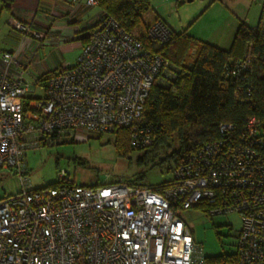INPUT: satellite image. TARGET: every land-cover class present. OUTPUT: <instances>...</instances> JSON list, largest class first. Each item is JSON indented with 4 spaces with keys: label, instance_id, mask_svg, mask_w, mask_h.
<instances>
[{
    "label": "built area",
    "instance_id": "1",
    "mask_svg": "<svg viewBox=\"0 0 264 264\" xmlns=\"http://www.w3.org/2000/svg\"><path fill=\"white\" fill-rule=\"evenodd\" d=\"M13 26L42 46L47 42V34L29 24ZM147 34L166 42L172 29L155 19ZM3 57L9 65L0 73V170L13 168L20 190L0 198V264H204L181 215L193 206L210 215L240 213L237 264H264L261 117L248 115L241 127L221 122L220 137L197 147L163 186L128 180L78 184L61 169L57 185L35 188L25 157L30 147L124 126L133 127L136 147L151 144V128L139 126L145 104L153 85L168 84L177 71L105 10L76 61L63 63L45 81L20 52L8 50ZM250 60L248 54L233 73L246 78ZM36 85L43 95H34Z\"/></svg>",
    "mask_w": 264,
    "mask_h": 264
},
{
    "label": "trees",
    "instance_id": "2",
    "mask_svg": "<svg viewBox=\"0 0 264 264\" xmlns=\"http://www.w3.org/2000/svg\"><path fill=\"white\" fill-rule=\"evenodd\" d=\"M151 1L98 0L101 9L113 14L127 30L134 32L139 26L142 32L135 34L143 44L164 54L177 71L168 84L159 81L153 85L145 104L139 126L151 128V144L136 147L132 143L133 127L124 126L114 131L121 155L128 156L134 148L142 150L137 163L143 168L128 180L134 183H143L149 168L167 165L174 170L197 147L220 137L219 127L223 121H232L241 127L245 118L253 114L264 121V24L260 21L250 26L242 21L234 42L236 49L231 51L197 40L185 32L177 33L172 27L171 37L163 42L147 34L152 22L144 19V13L150 9ZM248 54L251 60L243 78V74L233 73V67ZM50 73H42L41 80H47ZM247 87L252 88L251 95H247ZM58 183L59 180L50 186ZM238 260L237 251L216 256L214 260L205 256L204 264H237Z\"/></svg>",
    "mask_w": 264,
    "mask_h": 264
},
{
    "label": "rangeland",
    "instance_id": "3",
    "mask_svg": "<svg viewBox=\"0 0 264 264\" xmlns=\"http://www.w3.org/2000/svg\"><path fill=\"white\" fill-rule=\"evenodd\" d=\"M156 18L177 33L185 32L197 40L231 51L234 47L236 49L234 42L242 21L250 26L260 21L264 24V0H152L144 19L150 21ZM133 31L137 35L142 32L139 26ZM79 53L77 48L72 47L55 52L45 63L46 71L43 73L52 72L66 62L74 63ZM192 55H196L195 52ZM33 93L43 95L44 89L36 85ZM116 141L115 132H104L28 148L25 157L32 186L42 188L53 185L59 180L61 169H65L76 183L85 185L134 178L143 168L137 163L142 150L134 148L128 156L121 155ZM173 178V169L166 165L149 168L142 182L158 186ZM19 190V175L13 168H2L0 198ZM181 215L210 260L237 252L242 227L240 213L210 215L203 208L193 206L183 209Z\"/></svg>",
    "mask_w": 264,
    "mask_h": 264
},
{
    "label": "crops",
    "instance_id": "4",
    "mask_svg": "<svg viewBox=\"0 0 264 264\" xmlns=\"http://www.w3.org/2000/svg\"><path fill=\"white\" fill-rule=\"evenodd\" d=\"M88 0H0V73L8 69L5 51H18L29 58L36 74L45 72V63L52 54L66 48L81 51L91 26L102 11ZM154 19L150 20L152 22ZM16 21L29 24L32 29L45 32L47 42L42 46L35 37L13 26ZM27 79L34 82L33 74Z\"/></svg>",
    "mask_w": 264,
    "mask_h": 264
}]
</instances>
